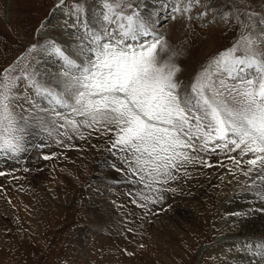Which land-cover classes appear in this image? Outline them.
I'll return each mask as SVG.
<instances>
[{"label":"rangeland","instance_id":"374dc122","mask_svg":"<svg viewBox=\"0 0 264 264\" xmlns=\"http://www.w3.org/2000/svg\"><path fill=\"white\" fill-rule=\"evenodd\" d=\"M145 1L150 10L159 0H134L140 13ZM168 1L171 7L150 23L180 52L178 78L185 82L238 38L237 10L264 15V0H192L187 13L174 12L181 0ZM60 3L0 0V71L19 63L30 65L48 83L59 78L52 74L60 72V64L42 49L55 41L71 55L83 34L82 22L98 26L102 0L68 1L50 19ZM78 5L83 11L77 14ZM49 60L53 67L44 65ZM90 131H84L85 139L74 135L71 140L43 133L44 141L30 151L37 174L29 173L25 158L29 129L26 151L18 159L0 155L5 173L0 176V264H264L262 256L245 247L253 241L237 234L247 223L229 225L232 217L225 211L234 192H229L228 177L235 168L229 156L240 160L242 169L251 155L217 150L204 157L212 167L190 165L188 175L182 171L177 180L155 185L161 189L155 192L136 183L138 177L120 155L107 150L108 136ZM141 192L151 199H141Z\"/></svg>","mask_w":264,"mask_h":264},{"label":"snow or ice","instance_id":"6c2138e0","mask_svg":"<svg viewBox=\"0 0 264 264\" xmlns=\"http://www.w3.org/2000/svg\"><path fill=\"white\" fill-rule=\"evenodd\" d=\"M191 7L192 0H181L174 12ZM99 15L98 26L82 22L71 55L55 41L42 49L60 64L51 83L27 64L0 71V155L18 159L34 121L48 136L85 139V130L108 136L107 150L120 155L136 183L155 192L161 191L155 185L177 180L182 171L188 175L190 165L212 167L204 157L217 150L251 155L245 176L264 173V15L237 10L238 38L188 82L178 78L180 52L134 0H102ZM257 179L264 182V174ZM257 194L264 199V189ZM245 247L264 256V239Z\"/></svg>","mask_w":264,"mask_h":264},{"label":"bare ground","instance_id":"6f19581e","mask_svg":"<svg viewBox=\"0 0 264 264\" xmlns=\"http://www.w3.org/2000/svg\"><path fill=\"white\" fill-rule=\"evenodd\" d=\"M68 1L69 2H76L79 0H64V5ZM161 1H163V0L157 1L156 5L153 7V9H150V10H149L150 4L147 1H145L144 8H143V10H141V15L144 16L146 19H149L150 22L153 23V21H155L157 18H159V15L163 12V8H167L166 6L171 7V5L168 4L169 1L164 0L163 1V7L158 8L157 6H159V3ZM57 5H60V6L57 7ZM64 5L63 4L61 5V3L55 4L53 6L54 9L51 10L50 19H52V18L54 19V16H56L59 13V11L63 9L62 7H64ZM87 11L89 12V9ZM48 22H51V21H48ZM161 31H157V32H161ZM77 44H79V42H77ZM46 64H49V66H51V67L54 66L53 62L51 60H49V62L45 63L44 65H46ZM40 70L43 73L47 72L46 74H49V75H51L53 73V72L50 73V71H48V69L44 70L41 68ZM33 123L35 124L34 121H33ZM34 124L29 126V132L31 134L30 139H29L30 144H29V150L27 153V157L25 156L26 162L29 164V168H31L30 172H29L31 175L37 174L38 171H37V169H35V167H36L35 162L36 161H35L34 157L31 156L30 151L32 148L36 147L38 144H41L44 141L43 133H45L40 128V126L38 124H36L37 128L32 127ZM27 158H28V160H27ZM249 158H252V156H250ZM245 160H247V159H245ZM230 162L231 161H229L228 164ZM102 163L104 166H106V168L108 167V164L105 161ZM231 163H230V165L233 166ZM234 165H235V168L230 166L231 168H233V170H232L231 176L228 177V180H229L228 182L231 186V188H229L230 189L229 192L234 191L235 193L233 192V194H229V198L227 200V201H229V202H227L228 203L227 208H229L230 210L229 209L225 210L227 212L226 215L228 214V216H231L232 218L227 219V221L229 220V222H230L229 225L236 227V228L238 226H240V223H243V224L247 223V225L245 226L246 228L240 227L241 231L238 232L237 234L241 235L240 238H245L246 242L251 241V240L255 241V242H259L260 240L264 239V212L259 211V209H264V199H262L260 197V195H258L257 193L260 189H264V182H261L259 179H257V176L264 174V173H259L257 170H254L253 172L249 173V175L245 176L244 172H246L248 170L249 166L247 164L245 165V163H244V167L241 169L235 163H234ZM230 167H228V168H230ZM229 172L231 173V171H229ZM229 172H227V173H229ZM253 180H256L255 184H253ZM229 212H230V215H229ZM177 213H178V215L182 214L179 211H177ZM234 215H236V216H234ZM244 229H247V230H244ZM248 229H253L254 231L252 230L250 232V230H248ZM247 232H250V233H247ZM82 237L84 238V235ZM83 238H81L82 247L84 246L83 244H85V239H83ZM259 257H261V255H259ZM262 257L264 258V256H262Z\"/></svg>","mask_w":264,"mask_h":264}]
</instances>
